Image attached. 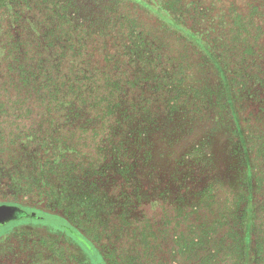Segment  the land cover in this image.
<instances>
[{"label":"rangeland","instance_id":"374dc122","mask_svg":"<svg viewBox=\"0 0 264 264\" xmlns=\"http://www.w3.org/2000/svg\"><path fill=\"white\" fill-rule=\"evenodd\" d=\"M52 3V11L47 0H32L23 9L37 32L22 20L12 29L6 21L1 40L16 45L29 70L45 69L49 61L40 55L37 36L56 39L52 53L67 50L71 44L57 42L56 30L67 17L64 29H77L71 42L80 51L75 63L94 74L100 94H109L114 120L104 128L85 123L81 113L79 126L87 133L75 135L84 137L82 151L110 150L124 169L117 165L122 174L95 196L101 222L85 225L91 232L84 235L99 254L95 263L57 228L61 222L35 220L0 225V264H264V0L175 1L177 13L108 0ZM214 15L224 20L223 28L202 41L191 37ZM240 15L247 20L242 31L229 19ZM62 61L61 67L67 65ZM1 66L0 137L40 136L49 108L35 84L10 81ZM108 161L101 169L111 173ZM10 170L13 182L0 173V204L63 216L21 185L25 171Z\"/></svg>","mask_w":264,"mask_h":264},{"label":"trees","instance_id":"16d2710c","mask_svg":"<svg viewBox=\"0 0 264 264\" xmlns=\"http://www.w3.org/2000/svg\"><path fill=\"white\" fill-rule=\"evenodd\" d=\"M108 1L115 5L131 4L134 8L146 10V12L171 13L172 11L177 13L181 9H176L173 3L175 1L183 2L184 0ZM213 1L219 2L220 0ZM21 2L22 4H20ZM31 2L32 0L30 2L27 0H0V62L4 65L1 66L2 70H4L10 81L12 78L17 77L22 87L29 82L35 84L37 87L34 88L36 96L39 99L41 97L42 102L49 110L39 124L40 131L38 134L40 136L31 133L21 139H12L6 136L0 137V160L9 159L6 164H0V173L9 174L4 179L13 182L15 181L12 177L13 172L11 170L8 172L7 170L15 167L20 171H25L26 176L24 181H20L21 185L35 191L39 198L43 197L44 200L51 201L54 208H59L62 211L63 216L54 217L37 211L34 212L42 218V221L48 224L57 223L56 220L61 222L57 224V228L79 243L88 253L91 262L95 263L99 259V254L91 247L87 237L84 235L91 232V229L85 228V225H87L89 219L92 222H101L99 214L96 213L98 200L95 196L99 191L113 185L116 175L120 176L122 174L119 171L120 168L117 171L116 166L118 165L121 169H124V167L121 166L120 162H118L120 165L116 164L110 150L105 151V154L99 150L88 151V147L86 151H82V147L85 146V144H81L84 137L83 135H75V133L78 131L83 132V134L87 133V130L79 126L78 115L81 113L84 114L83 118L87 119L85 123H89L90 120L92 122L95 121L96 126H103L104 128L112 125L114 122L111 114L112 104L109 103V94H100L99 89L96 88L99 83L95 80L94 74H90L82 63H75V60L80 58V51H76L74 43L71 42L76 37L77 29L73 27L64 29L67 24V17H64L63 28L59 24L56 25V30L60 33L57 42L66 40L71 44L67 50L60 48L57 52L52 53L51 49H49L51 47L50 44L56 39L54 37L37 36L41 40V46L38 50L41 52L40 55H45V60L49 61V66L47 67L49 69L33 68V70H29L27 65L21 64L18 59L20 53L17 52L16 45L11 43V45L5 46L7 43L5 44L1 40V31L4 29L2 26L6 21L8 22L7 28L12 29L15 22L22 20L28 23L33 32H37L34 29L35 23L32 24L33 21L24 14L25 11L23 10L27 9ZM47 2L49 3L47 8L52 11V8L55 7L52 0H47ZM197 7L198 5H196L197 14L203 16L201 8ZM252 9L256 10V7H252ZM206 10L211 11L209 9ZM219 18V15L210 17L206 23V29L202 30V32H196V34L192 33L191 37H198L202 41V38L205 39L210 34L216 33L217 30L224 26V20ZM229 19L231 24L240 31L243 29V22H247L246 17L242 15L232 16ZM207 20L203 19L202 22ZM232 25H230V28L233 27ZM7 37L10 40L12 39L10 35H7ZM60 38L63 39L60 41ZM27 53L26 50L23 54V59L28 63ZM55 59H58V63H55L56 65H54ZM62 60H67V65L61 67ZM90 91H93V93H89ZM97 92L99 93L97 94ZM93 133L99 136L100 131L95 129ZM11 149L14 150L11 151ZM23 149H33V152L27 153ZM108 152L110 153L109 155ZM120 152L121 149L118 150L117 154L119 155ZM106 161H108L109 167L112 169V174L109 169L107 171L106 169H101ZM18 195L19 192L16 191L12 197L13 200H17ZM243 211L246 213L245 219L249 220V206ZM69 222L76 224L77 228L69 224ZM245 222L242 223L241 229L244 234L247 228Z\"/></svg>","mask_w":264,"mask_h":264},{"label":"water","instance_id":"95a60500","mask_svg":"<svg viewBox=\"0 0 264 264\" xmlns=\"http://www.w3.org/2000/svg\"><path fill=\"white\" fill-rule=\"evenodd\" d=\"M21 218L42 220V218L34 212H26L19 207L0 205V225L19 220Z\"/></svg>","mask_w":264,"mask_h":264},{"label":"flooded vegetation","instance_id":"af4514ba","mask_svg":"<svg viewBox=\"0 0 264 264\" xmlns=\"http://www.w3.org/2000/svg\"><path fill=\"white\" fill-rule=\"evenodd\" d=\"M0 205H8V206H14V207H19L21 208L22 210L26 211V212H34V211H31L29 209H26L24 208L23 206H20V205H15V204H9V203H2ZM35 213V212H34ZM21 221H24V222H27V221H35L34 219H29V218H21L19 220H15V221H11L12 223H19ZM36 221H39V220H36Z\"/></svg>","mask_w":264,"mask_h":264}]
</instances>
